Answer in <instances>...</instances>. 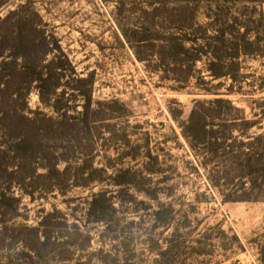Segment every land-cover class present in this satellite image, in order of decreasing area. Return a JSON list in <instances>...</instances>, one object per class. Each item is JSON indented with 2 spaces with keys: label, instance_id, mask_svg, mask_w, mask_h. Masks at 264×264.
<instances>
[{
  "label": "rangeland",
  "instance_id": "374dc122",
  "mask_svg": "<svg viewBox=\"0 0 264 264\" xmlns=\"http://www.w3.org/2000/svg\"><path fill=\"white\" fill-rule=\"evenodd\" d=\"M151 1L0 0V18L17 12L10 23L20 17L28 22V38L40 52L47 37L52 51L42 65L53 69L59 59L65 61L64 53L81 78L94 74L93 99L103 104L94 106L99 114L92 116L91 131L81 125L72 132L60 126L52 107L64 91L63 102L83 110L77 89L87 85L75 80L71 67L65 63L57 70L65 76L52 106L31 89L30 110L51 120L39 121L36 129L18 120L32 136L36 165L11 160L18 169L13 193L19 207L6 218L0 215V264H264V203L223 204L205 173L193 169V152L180 135L195 101L214 97L200 94L195 78L183 91L173 90L179 83L147 70L123 35L153 21ZM160 1L157 23L173 31L178 18L173 9L181 0ZM189 6L200 7L190 30L200 37L198 26L216 19L243 26L242 33L249 27L252 39L264 36V0H190ZM260 45L261 54L241 59V92L229 96L240 106L264 99V41ZM207 68L204 57L196 70L210 81ZM219 83L225 93L231 82L222 78L213 85ZM20 85L17 79L14 88ZM13 103L22 109L23 96ZM56 158L58 169L67 171L51 178L42 166ZM99 196L109 206L104 221L89 214ZM159 210L169 225L156 223Z\"/></svg>",
  "mask_w": 264,
  "mask_h": 264
},
{
  "label": "trees",
  "instance_id": "16d2710c",
  "mask_svg": "<svg viewBox=\"0 0 264 264\" xmlns=\"http://www.w3.org/2000/svg\"><path fill=\"white\" fill-rule=\"evenodd\" d=\"M105 1H120L124 5V0ZM189 2L190 0H181L180 6L173 9L174 15L176 12L175 16H178L173 31L165 26L160 28L157 13L161 7L155 4L163 2L152 0L147 4L153 7V21L148 19L145 23L147 25L123 31V35L135 50L137 60L146 64L147 70L157 74L164 73L166 76L162 75V79L179 83V86L172 87L173 90L183 91L195 78L198 80L197 87L202 92L200 94L214 97L195 101L186 114L185 121L180 123V135L187 140L193 152L191 164H194L195 172L199 173L201 170L205 173L210 187L219 193L223 204L264 203V99L248 101L244 107L229 98L241 92L237 88L239 79L242 78L241 59L261 54L259 52L263 50L260 43L264 41V36L261 38L260 33H257V38L252 39V29L249 27L244 26L242 33L243 26L228 24L221 19L198 26L204 32L203 37L196 32L191 33L190 30L197 25L196 14L200 7L191 8ZM16 15L17 12H12L8 18H0V215L5 218L16 213L19 207V198L13 193L18 169L13 167L11 160L36 165L32 163L35 154L32 136L18 126V120L27 129H36L35 125L39 121L51 120L42 111L30 110L28 96L31 89H38L43 105L52 106L51 96L62 86V78L65 76V72L57 70H64L67 63L75 80L87 85V90L76 88L80 91L79 96L84 99L82 111L63 102V91L58 104L52 106L58 113L60 126L74 132L79 131L82 125L91 131L89 126L95 122L91 121L92 116L99 114L94 106L103 105L93 99L94 74L81 78L64 53L65 61L59 59L58 63H54L53 69L42 65L52 51L48 47L47 37L44 36L47 48L40 52L35 42L28 38V22L24 23L20 17V20L10 23ZM262 25L264 26V21ZM11 41L14 45L8 48L7 42ZM137 48H146L151 52L144 53L139 51L141 49L137 51ZM204 57L208 59L207 76L210 81L204 76L198 77L196 70L198 62ZM21 60L25 62L22 63ZM153 63L155 64L150 65ZM222 78L231 82L225 93L219 91L224 85H213L214 81ZM17 79L21 85L14 88ZM20 96H23L24 103L22 109L18 110L12 101L17 102ZM17 131L19 134L15 135ZM2 137L8 141L3 142ZM60 162L61 159L56 158L54 163L51 161L49 165L42 166L48 177L66 174V169H58ZM37 170L38 168L33 170L35 175ZM149 172L155 171L150 169ZM108 209L106 198L99 196L92 201L89 214L96 216V221H104ZM166 216L163 211H156V223L169 225ZM262 254L264 261V249Z\"/></svg>",
  "mask_w": 264,
  "mask_h": 264
}]
</instances>
